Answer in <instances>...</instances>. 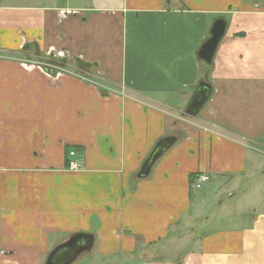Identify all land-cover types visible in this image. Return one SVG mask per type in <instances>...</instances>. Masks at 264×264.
<instances>
[{
    "label": "crops",
    "instance_id": "0c3cea01",
    "mask_svg": "<svg viewBox=\"0 0 264 264\" xmlns=\"http://www.w3.org/2000/svg\"><path fill=\"white\" fill-rule=\"evenodd\" d=\"M54 54L69 75L27 62ZM257 144L264 0H0V264H46L78 234L94 246L73 264H264V204L240 208L264 190L241 185Z\"/></svg>",
    "mask_w": 264,
    "mask_h": 264
},
{
    "label": "water",
    "instance_id": "95a60500",
    "mask_svg": "<svg viewBox=\"0 0 264 264\" xmlns=\"http://www.w3.org/2000/svg\"><path fill=\"white\" fill-rule=\"evenodd\" d=\"M226 30V23L223 20L218 21L212 32V38L204 44L202 47L199 57L207 63H211L214 59L217 47L223 38ZM212 94L211 87L202 83L199 90L193 97L187 113L191 115H196L205 106L207 101L210 99ZM175 139L173 137H168L160 141L156 148L153 150L150 157L144 163L140 178H146L149 176L152 168L156 162L164 156V154L171 148ZM94 246V237L89 234H78L73 236L69 241L58 246L48 257L46 264H73L77 258L86 252L92 251Z\"/></svg>",
    "mask_w": 264,
    "mask_h": 264
},
{
    "label": "rangeland",
    "instance_id": "374dc122",
    "mask_svg": "<svg viewBox=\"0 0 264 264\" xmlns=\"http://www.w3.org/2000/svg\"><path fill=\"white\" fill-rule=\"evenodd\" d=\"M49 59H51V58H49ZM46 60H48V58L46 56L39 57V59H37V58L34 57L32 59H29V61L27 60V62H28L29 65H35V66L39 67L40 70H41V67L45 68V66H44L45 64L44 63H46L45 62ZM27 62H25V63H27ZM64 67H66V66H64ZM46 72L52 73L51 71H46ZM64 74L65 75H69L66 72H64L60 76L63 77V76H65ZM256 148H258V150H259L258 156L260 158H259V164L257 165V168L255 169V174L253 175L252 179H250V180L244 179L243 182L241 183V185L243 186V188H249L250 191H253V186L257 185L260 181H262V179H264V144H257L256 145ZM71 158H74V157H71ZM210 186H212V182L205 183L202 186V190L200 192H203V191L205 192L206 191V188H209ZM255 200L257 202H259L260 204H264V190L260 189L255 194H251L250 196L248 195L247 201L245 203H243L241 205V207H240L238 201H243V199L240 196H237L236 199H235V201L237 202L238 208L239 207L240 208H246L247 204H250L251 202L254 203ZM210 205L211 206L213 205L212 202L210 203ZM212 207L214 208L215 206L213 205ZM253 210L254 209H252L250 211H253ZM181 224H182V227H187L188 226L187 225V222L186 221H183V220H182ZM184 229H186V228H184ZM179 256H180V254L178 253L177 256H176V258L179 257Z\"/></svg>",
    "mask_w": 264,
    "mask_h": 264
},
{
    "label": "built area",
    "instance_id": "2783aa9c",
    "mask_svg": "<svg viewBox=\"0 0 264 264\" xmlns=\"http://www.w3.org/2000/svg\"><path fill=\"white\" fill-rule=\"evenodd\" d=\"M60 58V57H59ZM53 59H57V55L54 54ZM58 60V59H57ZM45 68L41 67V71L45 72L46 74H56L57 76L62 75L64 72H68L66 70V68L62 65H58L57 63L51 62L50 60L46 63H44ZM38 69L40 70V68L38 67ZM46 71H51L52 73H48ZM76 153L75 152H71L69 154L70 160L68 161V169L70 171H78L82 168V164L77 161V160H73L71 157H75ZM210 178L209 176L203 175L200 176L199 178L196 179V182L194 184V189H200L205 183L209 182Z\"/></svg>",
    "mask_w": 264,
    "mask_h": 264
},
{
    "label": "trees",
    "instance_id": "16d2710c",
    "mask_svg": "<svg viewBox=\"0 0 264 264\" xmlns=\"http://www.w3.org/2000/svg\"><path fill=\"white\" fill-rule=\"evenodd\" d=\"M195 177H197V175H195ZM195 177H194V178H195Z\"/></svg>",
    "mask_w": 264,
    "mask_h": 264
}]
</instances>
